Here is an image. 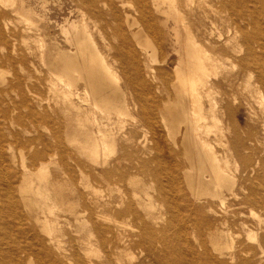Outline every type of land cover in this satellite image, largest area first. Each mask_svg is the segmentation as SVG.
Instances as JSON below:
<instances>
[{
    "label": "bare ground",
    "instance_id": "obj_1",
    "mask_svg": "<svg viewBox=\"0 0 264 264\" xmlns=\"http://www.w3.org/2000/svg\"><path fill=\"white\" fill-rule=\"evenodd\" d=\"M22 1L0 0V39L12 43L13 19L34 29L31 42H25L48 69L43 80L48 79L54 101H43L37 90L43 80L36 75L37 82L18 71L0 80V236L14 243L0 251V264H264V152L243 154L251 137L230 134L233 105L241 103L223 88L231 81L225 71L230 60L242 72L252 111L256 114L250 98L264 121L261 1L39 0L35 19ZM61 2L77 13L61 27L64 39L58 40L64 45L53 41L46 22L49 4ZM118 5L129 9L122 17L142 50L140 57L127 29L115 24L121 17ZM103 20L118 45L101 32ZM161 29L178 55L175 66L168 61L174 98L162 81L153 87L142 80L144 91L136 89L138 76L158 78ZM6 57L14 63L10 54ZM113 59L127 62L136 78L125 66L118 71ZM15 123L21 130L12 139ZM41 126L51 129L45 134ZM15 144L26 149L22 166ZM51 164L60 167L51 170ZM142 173L159 181L168 198L165 210L144 207L138 193L127 188L118 198L97 199L94 182L85 193L71 187L78 177L96 176L103 181L116 177L125 186ZM34 177L46 181L36 183ZM32 193L49 205L34 209L40 202ZM86 195L94 206L78 208L73 198ZM63 225H75L73 233L80 234L82 243L73 250L64 245L68 232ZM21 238L31 239V245L23 246ZM95 242L101 247L97 256L90 254Z\"/></svg>",
    "mask_w": 264,
    "mask_h": 264
},
{
    "label": "rangeland",
    "instance_id": "obj_2",
    "mask_svg": "<svg viewBox=\"0 0 264 264\" xmlns=\"http://www.w3.org/2000/svg\"><path fill=\"white\" fill-rule=\"evenodd\" d=\"M260 1H261V5L259 3V6H260V8L262 7V9H263L264 0H260ZM21 3L23 6H25L24 9H26V11H28V12L30 11L29 13H31V11L33 12L32 17L35 16L34 19L38 17V14H37L38 11L37 10H39V8L37 6H39L38 5L39 0H37V1L36 0H23ZM25 3L27 5H24ZM1 4L2 3L0 2V17L2 15L1 14V12H2ZM28 4H29V6H28ZM31 5L32 6L35 5L36 9L33 8L35 6L32 7ZM49 5L50 6L46 9V17H47L46 22L48 25V31L51 32V35L54 36V39L51 36V38L53 39L54 42L58 41L61 45H64V40H58V39H64L61 27H62V25H64L67 18L70 17L71 20L76 19L77 13L75 11L71 12L72 9H74V7L71 8L70 4L65 5V3L61 2L60 4L56 3V5L55 4L54 5L49 4ZM61 5H62V7H60ZM249 5L251 7H254L253 2L252 3L249 2ZM26 7H32V9L28 8L29 9L28 10ZM52 8H53V10H52ZM24 9L21 8V11ZM123 9L129 10L128 8L122 7V5H118V12L120 13L121 17L118 19V21L115 24H117V25L120 24L125 29H127V32L129 34V36L131 37V41H132L131 43L133 45V48H135V51L137 52L138 56L140 57L142 54V52H141L142 50L134 42V40L131 36L132 35L131 31H130L131 29L128 27L126 20H123V17H122L123 16ZM34 11H35V14H34ZM120 11H122V14ZM130 11L133 12L132 10H130ZM263 12H264V9H263ZM263 12H262V16H261V21H262V24L264 27V13ZM23 13H25V12H23ZM21 16H22V14H21ZM90 21H92V20H90ZM106 22H107V20H103V22H102L103 29L101 30V32L104 31L105 35H107V37H108V40H111L113 43L118 45L119 39L112 33V27L110 25H107ZM10 28H11V31L14 35L13 37H11L12 43L7 45L2 41V39H0V63H1L0 64V70L1 69H2V71L5 70V73H6V75H5L4 72L0 71V80L12 78L13 75L15 74V72H17V71L20 72V74L25 75V76H28L29 74H31L32 75L31 82H37L35 75L40 77L42 80L43 79L46 80V78H48V73L46 72V70H48V69H46L47 67L42 65L39 61H37L38 59L36 57H34V55L32 53L33 51L28 49L27 44L25 42V39H28V41L31 42V40H29V37L34 36V29H32L30 26L28 27V25L25 22H23L22 19H21V22H18L16 19L11 20L10 21ZM55 32H57V33H55ZM160 37H161V44H162V51L160 53L161 61H159V63L157 62L155 64V66H156L155 73H156V76L158 75V78H157L156 82H152V79H150V78L142 79L144 76H140V78L138 76L137 80L139 83H138L136 89L140 90V91H142V90L144 91L145 87H143V85H141V83H140L142 80H147V86L151 85L153 87H155V85H157L159 83L158 81H162L166 85V87L169 91L170 97L174 98L175 97L174 83H173L174 82V76L172 73L171 66L168 64V61H171L172 62L171 65L175 66L178 55L176 54V52L173 49H171L169 47L168 39H167L168 35L166 34V32L163 29L160 30ZM110 52L115 53L116 49L110 50ZM8 54H10L15 59L16 62L15 61H14V63L9 62L7 59L8 57H6ZM20 56H21V61H23L22 59L24 57H26L28 60L25 63H22V62L20 63L19 62ZM30 60L35 61L36 64L32 65ZM226 61H227V64H226L227 67L225 66V71L231 75L230 76L231 79H229L231 81L229 83H227V82L225 84L223 83V88L227 91V93L229 94L231 99L234 98V96H236V97H238V100L241 103V106L239 108H237L236 105H233V112L229 118L230 129H231L230 134L235 135V134L239 133L245 139L251 137V140L248 139V142H247L248 146H250V149H246V150L244 149L243 154H250L253 157H255L256 155L264 152L263 115L259 111L258 103L254 99L249 97L250 98L249 102L254 106L256 114L252 111L250 104L246 100L247 95H246V92L244 89V84L242 83L244 81L242 79L243 75H242V72H239L238 64L236 66H234L230 60H226ZM233 61L238 63L236 58H233ZM37 62H39L40 64ZM113 63L118 68V71H120V72L123 71L122 68H123V66H125L126 70L128 69L129 73L133 74L134 79L136 78L135 72L129 69L127 62H123L121 60L114 61V59H113ZM41 65L45 68V70ZM39 67H41L43 70L40 69ZM140 67H141L142 72H143L144 65H141ZM232 67L234 68V70ZM37 69H38V71H37ZM43 71H45V73ZM1 73H3L4 75ZM38 73L40 75H38ZM166 74H170L168 78H165ZM44 75H46L45 76L46 78L44 77ZM45 80L41 81V84H39V85L37 84V90L39 92V95L42 97V99H44L43 101L47 102V103L49 101V103H50V102L54 101V94L50 90H48L49 89L48 79H47V82ZM134 90H133V92H134ZM159 94H161V93H159ZM26 122H27V120L25 121V123ZM50 129L51 128L47 127V126H41L40 127V130L45 134H47L50 131ZM6 130L7 129H5V132H6ZM15 130L16 131L21 130V127H19V125H17L16 123L13 124L12 133L9 134V137L12 139H15V136H14ZM172 130H173V132H175L174 128H172ZM169 135H171V134L169 132H166V136H169ZM179 136H180V134H179ZM20 137H21V135H20ZM14 146H15V148H14L15 159L18 162V164L21 163V166H22V152L25 153L26 149L22 148L21 145H19V144H15ZM180 147H181V145H180ZM68 161H70L69 163L74 164L73 160H68ZM88 165L92 166V165H94V163L92 161H88ZM59 167H60V165H58V164H51L50 165L51 170H54V169L59 168ZM44 174L47 175V173H44ZM44 174H43V176L45 177ZM48 174H49L47 177L48 180L51 182L54 181L53 180L54 179L53 173L52 174L48 173ZM45 178L34 177V181L36 183L37 182L40 183V181L42 180L41 182L45 183V181H46ZM72 181L74 183L72 184V186L69 183V187L71 186L72 188H74L75 189L74 191H84V193L87 192L89 189L87 187L88 183L94 182V185L96 186V188L93 192V197H95L97 199H105L106 197H109V196L111 198H118V196L123 192V189L127 188L128 190H135L138 193V198L143 200V206L144 207L149 206L150 208H153L154 210L157 211V210H165L166 206H167V199L168 198L166 199L165 196L163 195V193L161 192V190H159L157 187V183H159V181H156L155 178L153 180L152 177L146 173L140 174L138 176V178H135L134 180L130 181L131 184H129V185L125 184V186H124V184L118 185V183H116V181H117L116 177H114L108 181H105V180L103 181V180L99 179V177H97V176L92 178V180L88 179V178L86 179V178L78 177ZM161 181L164 184L168 185V180L166 178H162ZM28 183H30V182H28ZM21 185H22V183H21ZM56 185H57V183L54 186H52V185L49 186V188H53ZM33 194L34 193H32V196H34L36 201L40 202L37 207L36 206L33 207L34 209L44 207L45 206L44 202H46V204L49 205V201H47V200L44 201V199H41L38 195H36V194L33 195ZM169 195H171V197H173L174 199H176V197H177V193L174 189H169ZM145 198H147V199H145ZM73 199L75 200V205H77L78 208H81L84 204H87L89 206H94V205H90L88 195L85 196V199H78V197H74ZM145 200H147V201H145ZM144 201L146 203L147 202L148 203L146 205H144ZM73 227H68L67 225H63V227L61 229V230H64L65 232H68V234L64 237V240H65L64 245L69 249L72 248V250L74 249V247L72 245L77 246V245L82 243L81 240L78 239L80 234L73 233V232H75L74 230L76 229L75 225H73ZM56 233L60 234L61 231L57 230ZM20 240H21L23 246L31 245V241H32L31 239L21 238ZM7 242H8V240H6V238H4L3 235H1L0 236V251H2L3 253H5V251L7 249L14 247V243L12 241H10L9 244H6ZM92 248H93V250H92V252H90V254L92 253L93 256H97L98 254L101 253V247L96 242L93 244ZM68 252H70V251H68ZM94 252L97 255H95ZM133 252L135 255L140 254V250L137 247H135ZM22 253L23 252H21V254Z\"/></svg>",
    "mask_w": 264,
    "mask_h": 264
}]
</instances>
